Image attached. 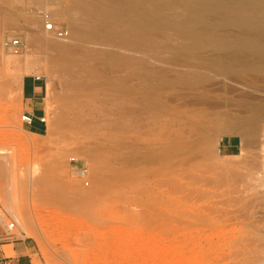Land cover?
Returning <instances> with one entry per match:
<instances>
[{
  "label": "rangeland",
  "instance_id": "rangeland-1",
  "mask_svg": "<svg viewBox=\"0 0 264 264\" xmlns=\"http://www.w3.org/2000/svg\"><path fill=\"white\" fill-rule=\"evenodd\" d=\"M85 1L0 0L7 226L15 223L13 234L32 241L35 264H264V120L255 121L253 141L227 129L234 117L254 118L243 104L264 99V77L247 71L240 80L250 88L233 91L215 76L176 84L193 71L167 50L70 38L80 21L71 8ZM106 1L131 10L140 0ZM46 15L69 29L68 40L45 31ZM13 37L25 43L20 54L5 47ZM47 40L68 45L57 54ZM78 41L94 57H70ZM29 77L45 85L42 135L21 119Z\"/></svg>",
  "mask_w": 264,
  "mask_h": 264
},
{
  "label": "bare ground",
  "instance_id": "bare-ground-1",
  "mask_svg": "<svg viewBox=\"0 0 264 264\" xmlns=\"http://www.w3.org/2000/svg\"><path fill=\"white\" fill-rule=\"evenodd\" d=\"M71 9L75 15L78 14L81 22L73 20L75 24H72L73 35L70 38L86 34L92 41L98 39L103 45H115L119 40L132 41L147 54L161 53L163 50L162 53L169 52L172 57L189 63L191 70L187 71L193 73L185 74L184 77L178 75L174 80L176 84L191 81L199 85L215 76L227 80L230 86H227L228 90L233 91L235 87L250 88L240 80L247 71L254 72L259 78L264 77V0H140L131 10H127L120 2L87 0L75 3ZM56 13L65 14L61 8ZM44 19L45 31L53 35V32L46 30V25L53 19L48 15ZM151 35L155 39L150 38ZM158 35L164 39H159ZM89 39L86 40L89 42ZM88 42L87 45L79 42L81 46L72 43L79 48L74 49L70 57L82 61L94 57ZM45 43L57 54L68 45L55 44L51 40ZM251 98L258 99L255 94H251ZM255 101L243 104L247 112L254 113L253 119H240L238 116L230 118L227 128L230 131L241 130L247 141H253L259 131L257 122L264 120V99ZM136 157L135 161L141 158Z\"/></svg>",
  "mask_w": 264,
  "mask_h": 264
},
{
  "label": "crops",
  "instance_id": "crops-1",
  "mask_svg": "<svg viewBox=\"0 0 264 264\" xmlns=\"http://www.w3.org/2000/svg\"><path fill=\"white\" fill-rule=\"evenodd\" d=\"M45 85L42 80L36 77H29L23 83V111L33 114L36 123L32 126L24 127L30 132L42 135L45 128L38 122L39 118L46 114L44 105ZM47 115V114H46ZM226 148L230 153H234L237 145L229 141ZM32 241L26 238H19L8 228L6 221H0V264H35L36 253Z\"/></svg>",
  "mask_w": 264,
  "mask_h": 264
},
{
  "label": "built area",
  "instance_id": "built-area-1",
  "mask_svg": "<svg viewBox=\"0 0 264 264\" xmlns=\"http://www.w3.org/2000/svg\"><path fill=\"white\" fill-rule=\"evenodd\" d=\"M48 21L50 20L48 19ZM46 30L53 32L54 35H56L57 37L64 38V37L69 36V29H67L66 27L57 26L54 20L49 22L46 25ZM4 44H5V47L8 48L14 54H20L25 49V43L20 37H13L11 39H7ZM36 79L42 80L41 77H36ZM21 119H22V122L27 126H32L33 124L36 123L35 116L27 112L23 113ZM38 122L42 124L44 128H46L47 115L44 114L43 117L39 118ZM3 219L4 217L0 212V221ZM14 227H15V223H11L8 228L12 231Z\"/></svg>",
  "mask_w": 264,
  "mask_h": 264
}]
</instances>
